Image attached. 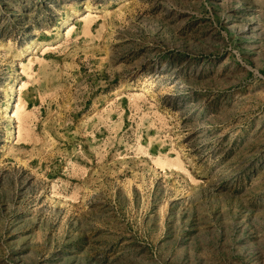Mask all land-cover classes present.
Masks as SVG:
<instances>
[{
	"label": "rangeland",
	"instance_id": "rangeland-1",
	"mask_svg": "<svg viewBox=\"0 0 264 264\" xmlns=\"http://www.w3.org/2000/svg\"><path fill=\"white\" fill-rule=\"evenodd\" d=\"M0 264H264V0H0Z\"/></svg>",
	"mask_w": 264,
	"mask_h": 264
},
{
	"label": "bare ground",
	"instance_id": "bare-ground-1",
	"mask_svg": "<svg viewBox=\"0 0 264 264\" xmlns=\"http://www.w3.org/2000/svg\"><path fill=\"white\" fill-rule=\"evenodd\" d=\"M20 104V103H19ZM17 106V105H16ZM14 114V117H18L19 120L22 119V116L24 114V111H23V106H18L15 110V112H13ZM17 119V118H16ZM156 164L160 167V168H163L164 165H165V162H163L162 160L160 159H157L156 160Z\"/></svg>",
	"mask_w": 264,
	"mask_h": 264
}]
</instances>
